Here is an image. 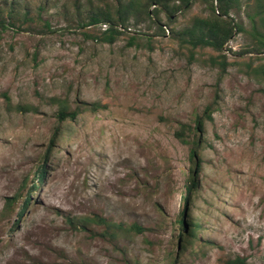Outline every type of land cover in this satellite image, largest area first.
<instances>
[{
    "label": "rangeland",
    "instance_id": "374dc122",
    "mask_svg": "<svg viewBox=\"0 0 264 264\" xmlns=\"http://www.w3.org/2000/svg\"><path fill=\"white\" fill-rule=\"evenodd\" d=\"M18 1L32 20L0 28V264H227L235 256L264 264V81L255 72L264 55L242 53L248 35L228 43L232 64L220 78L218 51L175 34L207 15L200 2L165 35L121 27L109 44L96 38L105 25L79 28L72 8L62 14L64 0L43 10L41 0ZM250 9L236 15L247 27ZM53 97L101 107L59 125ZM213 100L189 206L207 242L181 252L189 145L174 132ZM94 215L144 231L114 238L96 222L75 225Z\"/></svg>",
    "mask_w": 264,
    "mask_h": 264
},
{
    "label": "trees",
    "instance_id": "16d2710c",
    "mask_svg": "<svg viewBox=\"0 0 264 264\" xmlns=\"http://www.w3.org/2000/svg\"><path fill=\"white\" fill-rule=\"evenodd\" d=\"M59 1L61 0H57V2ZM196 2L203 4L207 15L194 16L188 26L176 31L175 34L182 43L190 45L191 48L210 47L218 51L219 54L212 57L211 60L219 68L220 78L227 74L228 67L232 64L228 61L225 51L235 35L244 33L250 38L249 45L242 53L255 52L258 55H264V0H247L244 4L243 0H100L99 5H93L91 2L84 4L82 0H64L61 13L65 14L72 8L71 19L77 22L79 28L105 25L107 28L96 38L100 42L112 44L123 33L121 27L127 30L131 26L138 27L143 24L155 34L165 35L176 21L175 16L187 12ZM3 3L0 5V28H5L11 22L14 24V20L22 22L32 20L29 3L23 4L18 0H4ZM48 3L49 0H41L40 10H43ZM244 5L251 8L249 11L246 10L249 27L236 17ZM44 26L51 28L47 21ZM85 34L89 36L87 32ZM137 40V37H132L131 43L136 44ZM147 40L150 39L147 38ZM255 72L264 81V64L259 65ZM53 100L58 106L56 117L59 125L67 120H75L85 110L96 111L101 107L96 102L88 103L78 100L76 106L72 108L66 97H53ZM215 102L213 100L209 103L203 112L196 116L193 124L180 123L174 132L180 142L189 145V167L185 181L184 206L177 221L182 230L179 232L181 252L194 246L198 239H202V237H198V234L202 233V224L191 214L189 206L192 204L194 194L201 187L200 172L203 165L206 122L214 120ZM19 108L30 110L29 106H19ZM60 132L61 127L57 126L50 139V144L59 137ZM42 171L41 166L34 171L33 186L41 179ZM70 222L74 223L72 220ZM92 222L104 225L108 234H112L114 238L123 234L130 235L133 232L142 233L144 231V227L137 223L125 226L109 222L97 215L79 219L75 225L85 228ZM200 241L202 242L203 239ZM205 242L207 241L202 244L205 245ZM177 262L176 258H172L166 264H177ZM227 264L249 263L245 257L235 256L230 258Z\"/></svg>",
    "mask_w": 264,
    "mask_h": 264
}]
</instances>
